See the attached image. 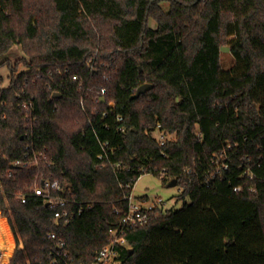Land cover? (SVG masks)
<instances>
[{"label": "trees", "instance_id": "obj_1", "mask_svg": "<svg viewBox=\"0 0 264 264\" xmlns=\"http://www.w3.org/2000/svg\"><path fill=\"white\" fill-rule=\"evenodd\" d=\"M15 45L26 57L2 63L7 87L0 75L10 264H64L59 241L68 259L95 264L144 174L176 180L183 204L129 232L123 264H264V0H0V55ZM225 45L239 63L231 71ZM58 68L70 73L53 78L54 97ZM145 82L153 88L133 98ZM158 129L174 140L162 146ZM43 177L69 183L84 213L56 225L34 193Z\"/></svg>", "mask_w": 264, "mask_h": 264}, {"label": "built area", "instance_id": "obj_2", "mask_svg": "<svg viewBox=\"0 0 264 264\" xmlns=\"http://www.w3.org/2000/svg\"><path fill=\"white\" fill-rule=\"evenodd\" d=\"M70 73V69L63 70L58 68L56 71L49 72V78L51 79V83L48 88L52 91L53 94L60 93L63 91L62 85L57 81L53 80V78L57 76L68 75ZM73 80H78L77 76L72 77ZM26 86V84H25ZM104 98V97H103ZM83 97L81 98V103L84 105ZM4 105L5 102L0 100V105ZM109 105L114 107L115 103L110 102ZM22 108L26 112V118L28 121L35 120L33 114L35 110L34 100H27L23 102ZM104 118L108 116V113L105 112L103 114ZM117 122H122L123 117L121 115L116 116ZM120 131L124 132L125 129L123 127L120 128ZM154 136L158 139L159 143L163 146L169 140H174V136L166 135L161 132L159 129L155 131ZM101 146V154L99 155L100 159L104 157L108 158L109 151L111 153L114 152V149L110 147L109 142L99 141ZM16 165H21L22 162L19 160L15 163ZM27 164H30L28 162ZM116 171L123 169V165L121 163H116L114 165ZM227 167V165H226ZM145 175V174H144ZM143 176V175H142ZM241 188H236L235 190H240ZM181 190V187H180ZM34 193L37 197L43 198L45 204L53 210L54 212V220L56 225H61L62 223H70L76 217H80L84 213V207L78 206V202L76 200L69 199V196L72 194V188L69 183L62 184L59 180H52L51 178H39L37 179L36 187L34 189ZM129 200V210L126 216L121 220V222L113 229H111V241L109 244L105 245L97 254L95 264H123L121 259V253L118 250V246L129 247V242L127 239V234L134 229H137L143 225L149 223L153 218L158 217L168 210L175 208L169 207L168 202H166L162 198L151 199L149 197H143L140 200H136L133 196V193L128 196ZM23 202L27 201V197L22 198ZM91 208V206H89ZM8 227L9 222L7 220ZM11 230V228H10ZM12 233L11 240L8 238L5 241V245H2L0 240V264H10L12 259V254L8 253V245L13 241L14 243V233ZM50 238L56 239L57 235L55 233L50 235ZM1 239V238H0ZM22 242L20 243V248H23ZM65 247V243L63 241H59L57 245V250L53 251L57 257H59L64 264H76L73 259H68V254L63 253V249ZM56 261L53 262L55 264Z\"/></svg>", "mask_w": 264, "mask_h": 264}, {"label": "rangeland", "instance_id": "obj_3", "mask_svg": "<svg viewBox=\"0 0 264 264\" xmlns=\"http://www.w3.org/2000/svg\"><path fill=\"white\" fill-rule=\"evenodd\" d=\"M162 7L165 10H168L169 4L163 3ZM151 24L153 27L156 26L155 21H152ZM225 46L231 47L230 45H225ZM23 57H26L23 48L20 45H15L8 53L4 55H0V65H2V63L5 62L6 60L16 62L17 60ZM221 65L225 71H231L234 70L236 67H238L239 63L232 52H221ZM24 70H25L24 66H21L19 69L20 72ZM0 75L4 79L3 87H7L10 84V78H9L10 69L8 68L7 65L0 66ZM179 193H180V187L178 186L170 187L169 185H165L160 178L151 174L143 175L137 181V183L133 188V196L136 198V200H140L141 198L146 196L151 199L162 198L166 202H168L169 207H175V208H180L183 204V202H177L176 196L179 195ZM0 215L3 218H5L6 221L8 220L1 210H0ZM10 231L11 230L9 228V232ZM10 235L12 236L11 232Z\"/></svg>", "mask_w": 264, "mask_h": 264}, {"label": "water", "instance_id": "obj_4", "mask_svg": "<svg viewBox=\"0 0 264 264\" xmlns=\"http://www.w3.org/2000/svg\"><path fill=\"white\" fill-rule=\"evenodd\" d=\"M221 52H231V47L229 46H222L221 47ZM153 88V84L152 83H144L142 84L138 89L136 94L133 96V98H138L140 97L142 94L146 93L147 91H149L150 89ZM54 97H61L60 93H55ZM103 101H105V98H103ZM94 168H96V164L94 165ZM170 187H175L177 186V181L173 180L171 183H169Z\"/></svg>", "mask_w": 264, "mask_h": 264}, {"label": "bare ground", "instance_id": "obj_5", "mask_svg": "<svg viewBox=\"0 0 264 264\" xmlns=\"http://www.w3.org/2000/svg\"><path fill=\"white\" fill-rule=\"evenodd\" d=\"M5 238H8V237H5ZM5 241H6V239H3V242L1 241L2 245H5ZM7 249H8V253H10V243H9Z\"/></svg>", "mask_w": 264, "mask_h": 264}]
</instances>
